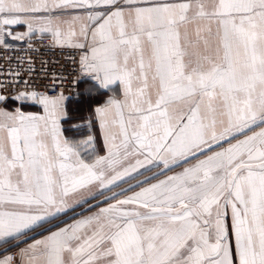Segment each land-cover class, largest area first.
<instances>
[{"label": "snow or ice", "instance_id": "snow-or-ice-1", "mask_svg": "<svg viewBox=\"0 0 264 264\" xmlns=\"http://www.w3.org/2000/svg\"><path fill=\"white\" fill-rule=\"evenodd\" d=\"M0 264H264V0H0Z\"/></svg>", "mask_w": 264, "mask_h": 264}, {"label": "built area", "instance_id": "built-area-1", "mask_svg": "<svg viewBox=\"0 0 264 264\" xmlns=\"http://www.w3.org/2000/svg\"><path fill=\"white\" fill-rule=\"evenodd\" d=\"M63 62V61H62Z\"/></svg>", "mask_w": 264, "mask_h": 264}]
</instances>
